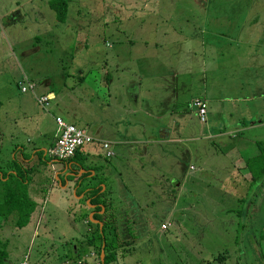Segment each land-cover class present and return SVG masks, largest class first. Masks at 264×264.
<instances>
[{"label":"rangeland","instance_id":"rangeland-1","mask_svg":"<svg viewBox=\"0 0 264 264\" xmlns=\"http://www.w3.org/2000/svg\"><path fill=\"white\" fill-rule=\"evenodd\" d=\"M50 1L0 0V168L13 161L12 134L17 137L14 146L28 150L36 136L26 130L23 135L22 128H36L44 115L37 104L35 114L15 111L27 94L15 85L21 72L37 81L35 93L42 90L45 79H51L56 100L50 99L49 108L56 104L67 118L76 107L87 121L82 126L92 136H104L100 129L109 135L119 127L116 122H125L121 127L126 129L130 120L156 128L162 122L160 116L154 119L152 114L148 120L141 114L144 111L131 115L128 103L116 110L113 101L106 104L97 96L92 80L80 83L76 75L80 69L84 79H90V72L96 76L109 58L108 47L131 52V45L149 35L158 43L156 64L178 72L176 113L164 136L170 141L145 144L151 131L136 129L130 134L137 142L131 145L122 142L131 138L129 133L122 136L120 145L106 142L111 157L105 156L100 143L99 147L92 143L80 148L77 159L97 170V178L104 183L103 174L109 175L107 189L113 188L116 206L121 208L115 207L116 211L122 210L117 229L126 244L108 264H264L260 231L264 173L244 181L243 171L239 174L229 167L234 158L231 148L246 158L257 154L252 142L264 141V0H66L64 23L56 22ZM16 7L25 14L8 27L10 18L4 13ZM184 40L189 43L188 51L180 46ZM32 45L39 50L21 55ZM112 62L109 69L117 64L125 74L127 64L131 70L132 60ZM116 71L115 67L110 73L116 77ZM24 79L29 80L24 77L21 81ZM161 92L151 95L164 101L168 96H160ZM192 97L206 100L205 123L198 121L189 105ZM165 104L173 106V102ZM163 106L161 102L158 109ZM109 109H114L112 115ZM210 123L218 133L215 138L208 132ZM257 123L262 124L251 127ZM41 124L45 129L49 126L48 122ZM233 129L237 131L231 132ZM37 157L38 153L30 165L38 166L43 175L39 180L48 185L42 188V182L30 193L36 207L27 221L16 225L17 217L12 214L4 226L0 222L6 263L97 261L96 249L86 245L89 234L79 223L80 211L60 199L62 195H68L70 201L75 198L73 179H63L66 192L61 191L49 178L53 170L61 169L60 163H53L58 160ZM136 219L143 222L139 227ZM247 238L256 248L247 246ZM90 252L93 258H89Z\"/></svg>","mask_w":264,"mask_h":264},{"label":"crops","instance_id":"crops-1","mask_svg":"<svg viewBox=\"0 0 264 264\" xmlns=\"http://www.w3.org/2000/svg\"><path fill=\"white\" fill-rule=\"evenodd\" d=\"M20 8L16 7L14 9H12L11 11L5 12L4 15L8 16L10 18V20H8V27H11L13 24L19 23L22 18L23 15L25 14V11H22ZM134 32H135V27L133 28ZM48 34L51 36L52 32H48ZM141 40L137 41V44L131 45V49L132 51L130 52L129 49H124L123 47L120 48H110L111 49V53L114 55V59L113 62L112 60H110L111 57V53L110 51H107L109 58L107 59V61L102 62V64L100 65V68L98 70V74L92 75V73L90 72V70H88V72H90L89 76L90 79H84V75H83V71L80 69L76 70V75H77V82L80 83H85V82H90V80L93 81V85L92 88L94 89V92L97 93V96H99L100 98H104L106 104H110L111 101H113V103L115 104V108L117 110V108L120 106L122 107L123 103H128L131 105V109L128 110V113L131 115H135L137 113H141L142 111H144V113H141L145 119H152V114H155L154 119H156L157 117L160 116V119H162V122L160 124L157 125V127H153L151 125H146V124H140V123H136L134 120H130L129 122H126L127 124V128L123 129L121 126L125 123L123 122L121 124V122H116L117 125H119V127L117 128H113L112 132L108 135L104 130L100 129L99 133H103L104 136L99 137V136H92L88 133V130L85 129L82 125L83 123H87V121L77 113L76 111V107L73 108V110H69L68 114H67V118L64 116V112L62 110H57L58 108L55 104V106L53 108H49V110L47 111L44 110V115H42V117H39V120L41 119V123H49L48 128H42V124L38 123V125L31 128V126H27L22 128V134L26 133L25 130L27 132H29L28 134L36 136V139L34 141V143L31 145V147L25 150H22V146L18 147V146H14V141L17 140V137L15 134H12V160H16V162L23 167L24 169L26 168H31L34 167L36 165H30V161L35 158V156L37 155V153H41L43 155H46L45 152L47 150V148L52 144L53 140H54V134H55V118L56 117H60L62 118L66 123L68 124H72L75 125L78 128L81 129H85L87 131V133L94 139L93 143H95L98 147H99V143L102 142H107L108 144H117L120 145L121 141L123 140L122 136L124 134H128L129 140H125L122 142H125L127 145H131L134 142H137V140L135 138H132V134H130L132 132V130H134L136 132V129L141 130V132H145L146 130H150L152 134H150L151 139L145 141V144L150 143L153 145H159L160 143H168L170 140H166L165 139V135H166V130L167 128H169V125L172 123V114L176 113V103L178 100V96L176 91L178 92L179 89V83L176 82L177 76H178V72L176 70H172L173 68H163L161 66H159L157 63V45L158 43L156 42V39L154 38H150L149 35L147 36H143L141 37ZM201 42L200 43V47L203 48V40L200 39ZM180 46H182L183 49L188 51V47H189V43H186V40L180 42ZM39 47H35V45H32V47H25V49L22 50L21 55L22 54H28L32 51H38ZM140 51V54H138ZM129 60H132L131 63V70L129 69V67L126 66L123 67V69L127 72L125 74L120 73L119 69L120 67L115 64L114 66H112L109 69V65L110 63H114L116 61L118 62H128ZM181 62V61H180ZM116 67V69L118 70V72L116 71V77L114 75H112L110 73V70L114 71V68ZM127 74H130L131 76L126 77ZM20 78H18L15 82V85L18 83V81H21L24 77L28 78L24 72L20 74L19 76ZM30 81L34 82L36 84V88H37V81L34 79H29ZM157 90L162 91L160 93V96L166 97L164 98L162 101V99H155L154 97H152V93H156ZM38 93L35 92H28L25 96H23V98L18 101L17 105H15L14 109L16 110H28L29 115L31 114H35V111L37 108L36 104L38 106H40V104H38L37 102V97L38 96H43L46 95L49 98V102L50 99L51 100H56V93L54 92L55 89H53L52 86V80L51 79H45L42 83V90L41 89H37ZM26 93V92H25ZM21 94V93H20ZM194 97H192L193 99ZM190 99V100H192ZM198 99H204V98H198ZM189 100V103H190ZM205 100V99H204ZM165 101L170 103L173 102V106H168L167 104H165ZM206 101V100H205ZM34 102V103H33ZM163 103V109L159 110L158 107H160V103ZM51 104V103H49ZM75 104V102H74ZM2 106L1 102H0V107ZM50 106V105H49ZM41 108V106H40ZM208 108V106H207ZM110 112L112 110L111 115L114 112V109H109ZM206 113H207V109H206ZM40 115V114H39ZM110 115V116H111ZM47 116V117H46ZM110 116H105V117H110ZM215 120L213 121V125L215 124ZM262 124V123H257L256 126H254L253 124H251L252 128L257 129V127ZM216 128L218 127L217 125L215 126ZM122 128V129H121ZM151 128V129H150ZM215 128H213L212 123H210V127L208 132L211 133L213 132V134L210 136L211 138H215L218 136V133L215 132ZM237 130L231 131V132H235ZM229 132H226L225 134H227ZM23 134V135H24ZM2 133H0V137H1ZM134 135V134H133ZM157 135L160 136V138H156ZM96 137V138H94ZM28 139H26L27 141ZM256 142V141H254ZM253 143V142H252ZM92 144V143H90ZM248 147V145H247ZM101 148V147H100ZM231 151L234 152V154H232V158L231 162H230V168L235 169L236 171H239V174L241 171V173L244 174V181H247L246 178L248 179V181L252 180V179H257L256 177L259 176V172H260V162L259 159L257 158L256 153H252L251 155H249L246 158H241L236 154V151L233 150L231 148ZM79 153V151H78ZM80 154V153H79ZM40 157V156H39ZM37 157V158H39ZM43 157V156H42ZM41 157V158H42ZM111 157V156H110ZM109 158V157H108ZM18 160V161H17ZM57 162V163H56ZM77 162V163H76ZM73 162L72 164L70 163L68 166L66 165H60L58 164V161H53V163L58 164L61 169L57 172V170H53L54 172L51 173V179H50V183L53 184H59L60 186V190L66 192L65 190V186L63 185L62 180L66 179L68 180L70 175H69V168L71 166H79V175L82 174H87L89 173V175L87 176V180L83 183V185L86 184H93L96 181L94 180V178L96 177L97 170L90 168V167H86V169H82L81 166H84V164L82 162H80V160ZM81 167V168H80ZM7 168V169H6ZM4 170H7L8 173L10 174H15L13 167L11 165V163H7L6 166L3 168ZM240 169V170H239ZM46 170H43V172ZM39 175L43 177L42 173H35L32 175V178H30V181H28L26 179L25 184L28 183L27 186V191L28 195L30 196V198L32 197L30 193H34L35 191L38 190V185L41 184L43 182V187L45 188L46 182L44 181V179H42V181L39 180ZM105 181L106 183L100 184L98 185V189L99 192H103L105 188H108L110 181L108 179L109 175H104ZM254 177V178H253ZM73 179V178H72ZM7 180V179H6ZM5 180V181H6ZM73 186L75 188V198L70 201L69 200V196L68 195H62L61 196V200L66 203L67 205H70V207L72 209H76L80 211V214L82 215L85 212V209L83 208V203L82 201L85 198V193L82 194H78L80 192V186L77 182L75 183V180H73ZM97 189V190H98ZM0 190H2V188L0 187ZM111 192L109 194V198L111 199V202L113 204V207L118 208L119 206H116L115 203V192L113 190L112 187H110L109 189ZM90 200H86L85 201V205L93 210L95 209L96 206L94 205H90ZM61 204H58V206H60ZM101 207V211L99 212V214H102L104 212V209L102 211ZM115 208V214H116V226L118 225V218L117 216L119 215L118 213L122 210H117L116 211ZM120 208V207H119ZM121 209V208H120ZM96 214V212L92 211L90 213H88V217L86 219H80L79 223L82 226H85V231L89 234L88 239H86V244L89 242V239H92L93 236L91 235V233L94 231L93 226L89 225L86 221H89V223H91L92 225H98V222L95 220H92L93 216ZM29 218V217H28ZM27 218V220H28ZM142 220L141 219H136L135 220V224L137 225V227L140 226V224L142 225ZM260 224L262 225V229L260 231L263 232L262 234V239H264V222ZM5 225V223L3 224V226ZM167 225V224H166ZM165 225V227L167 228V226ZM120 226V225H119ZM2 227V226H1ZM36 227V221L33 225V229L32 232L34 231ZM165 228V229H166ZM100 229V228H99ZM164 229V230H165ZM101 230V229H100ZM162 230V229H161ZM119 231V230H118ZM76 240V239H75ZM261 240V239H260ZM247 246L249 248H256V244L251 242V239L247 238ZM90 247V246H89ZM92 248V247H91ZM75 251H77V247L74 248ZM263 256H264V251L262 252ZM93 258L94 254L93 252H90L89 254V258ZM117 257V256H116ZM23 261H17L16 263L13 264H20ZM94 264H98V261H93ZM92 262V263H93ZM97 262V263H96Z\"/></svg>","mask_w":264,"mask_h":264},{"label":"trees","instance_id":"trees-1","mask_svg":"<svg viewBox=\"0 0 264 264\" xmlns=\"http://www.w3.org/2000/svg\"><path fill=\"white\" fill-rule=\"evenodd\" d=\"M48 5L55 13L56 22L64 23L68 11L67 1L51 0ZM253 144L257 150L256 155L260 162V176L262 173H264V141L257 140L256 142H253ZM42 156L43 154L38 152V157L40 159H42ZM78 158L79 153L77 151L76 155L71 160L65 161V163H67V165L70 163L72 164L73 162L78 161ZM10 163L15 174H10L7 172V170L0 168V185H2V190H0V222L4 224L10 215L15 214L17 217L15 224L19 225L24 221H27V218L33 213L36 207L35 202H33L32 198H30L28 195V183L25 184V181L26 179L30 181V178H32L33 174H38L39 168L38 166H34L24 169L16 162V160L11 161ZM81 167L82 169H86L85 166ZM87 175H89V173L82 174L78 179V181L81 182L80 184L78 183L80 186L79 188L81 189L78 194L85 193V198L82 201L85 212L82 214V219H86L88 213L95 211L96 214L93 216L92 220L97 221L98 224L101 225V230L97 225H92L89 223V221H86L94 228V231L91 233L93 238L89 239V242L86 245L96 249V260L98 261V264H102L100 255L101 251L104 250V264H108L116 260L117 250L123 248L126 243L120 239L119 231L116 226L115 208L113 207L111 199L108 197L111 191L105 188L102 193L99 192L100 189L97 187L98 185L104 183V179L97 178V176L95 177L97 178L96 180L94 178L96 181L95 183L83 185V183L87 180ZM49 176V178H51V175ZM86 200H90L89 204L96 206L95 209H89L85 205ZM101 207H103L104 212L99 214ZM103 244L104 248H102ZM6 258L5 251L0 245V264H5ZM70 264H94V262L92 263L84 260L75 262L73 261Z\"/></svg>","mask_w":264,"mask_h":264},{"label":"built area","instance_id":"built-area-1","mask_svg":"<svg viewBox=\"0 0 264 264\" xmlns=\"http://www.w3.org/2000/svg\"><path fill=\"white\" fill-rule=\"evenodd\" d=\"M35 86L34 82L27 79L17 83V88L22 94L27 91L34 92ZM36 99L43 110H46L49 107V98L46 95H40ZM189 105L193 108L198 121L200 123H205L207 109L206 101L193 98ZM55 124L54 140L45 152V154L53 160L64 162L69 161L76 155V152L79 151L83 145L94 142V139L85 129L68 124L60 117L55 118ZM100 147L102 150H105L106 157L112 156V152L107 150L108 144L106 142L100 143ZM160 228L164 230L166 227L161 225ZM20 264H26V262L23 261Z\"/></svg>","mask_w":264,"mask_h":264},{"label":"flooded vegetation","instance_id":"flooded-vegetation-1","mask_svg":"<svg viewBox=\"0 0 264 264\" xmlns=\"http://www.w3.org/2000/svg\"><path fill=\"white\" fill-rule=\"evenodd\" d=\"M58 163H60V164H62V165H66V166H68L67 165V163H65L64 161H58ZM68 172H69V175H70V177L71 178H73V180H75V183L77 182V183H80L79 181H78V179L80 178V176L81 175H79V166L77 167V166H71L70 168H69V170H68ZM88 176V175H87ZM121 249V248H120ZM119 250V249H118Z\"/></svg>","mask_w":264,"mask_h":264},{"label":"water","instance_id":"water-1","mask_svg":"<svg viewBox=\"0 0 264 264\" xmlns=\"http://www.w3.org/2000/svg\"><path fill=\"white\" fill-rule=\"evenodd\" d=\"M102 211H103V208H102ZM98 225H99V228H101V225L100 224ZM102 248H104V244ZM100 259H101L102 264H104V250L101 251Z\"/></svg>","mask_w":264,"mask_h":264}]
</instances>
